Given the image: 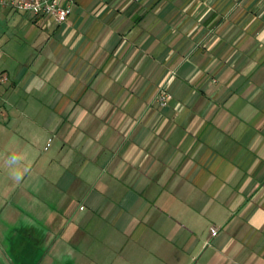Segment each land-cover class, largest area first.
Wrapping results in <instances>:
<instances>
[{
  "label": "crops",
  "instance_id": "1",
  "mask_svg": "<svg viewBox=\"0 0 264 264\" xmlns=\"http://www.w3.org/2000/svg\"><path fill=\"white\" fill-rule=\"evenodd\" d=\"M60 1L62 23L0 8L21 44L0 58L25 54L0 158L63 230L51 264H264V0ZM47 229L15 233L21 264Z\"/></svg>",
  "mask_w": 264,
  "mask_h": 264
},
{
  "label": "rangeland",
  "instance_id": "2",
  "mask_svg": "<svg viewBox=\"0 0 264 264\" xmlns=\"http://www.w3.org/2000/svg\"><path fill=\"white\" fill-rule=\"evenodd\" d=\"M6 27H3V29L0 31V56L3 52H10V49L14 46L21 45L20 42L12 39V27H9L6 30ZM6 30V32H5ZM26 50L29 48V46H25ZM14 49V48H13ZM15 51V50H14ZM25 58L24 53H17L14 55V58L10 57L8 59L0 58V72L2 70H10L11 68L15 69L17 66V60H22ZM23 61V60H22ZM20 68V67H19ZM17 68V69H19ZM11 69V70H13ZM18 160L17 158H0V167L2 168V171H0V264H21V255L18 252V254H12V240L14 239L13 236H15V233L17 231H21V229L27 225H31L35 227L38 230H41V228L45 225L49 227L46 231V239L43 241V243L40 245V248L44 251L42 257L44 258V261L42 259L39 260L38 263L35 264H51V261L58 260L60 256L57 259V249L58 247H53L54 240L58 238L63 230H58L55 227L58 226L59 223H55L54 221H47L46 223L42 221V210L46 209L47 211L51 212V208L48 206H43L42 204H36L37 201H33L32 204H25L21 200L18 199V195L21 193L20 189V181L17 178L14 180V182L9 183L7 179H9V174L6 172L5 165H8L7 162H15ZM15 177V176H14ZM19 182V183H18ZM55 212L52 213L54 215ZM69 220H67L65 223H61L60 226H63V228L66 226ZM55 226V227H54ZM68 233V229L66 230L65 234L63 235L65 238ZM64 239L60 240V244L64 243ZM64 245V244H62ZM66 246V245H65ZM52 248V249H51ZM84 248L78 249V251H72V256L76 254L77 256H80L81 258L91 257L92 254L89 253V255H85V252L83 251ZM74 252V253H73ZM70 253V252H69ZM108 256L105 255V257ZM112 256V255H111ZM110 256V257H111ZM94 257V260L91 262V264H98L96 262H100V264H107V262L102 263L99 259V257ZM103 258V257H102ZM90 263V262H89ZM60 264H67L64 262H61Z\"/></svg>",
  "mask_w": 264,
  "mask_h": 264
},
{
  "label": "built area",
  "instance_id": "3",
  "mask_svg": "<svg viewBox=\"0 0 264 264\" xmlns=\"http://www.w3.org/2000/svg\"><path fill=\"white\" fill-rule=\"evenodd\" d=\"M9 6L19 11H31L36 15H51L58 23L64 22L71 13L70 2L60 0H0V8ZM7 80V76L0 74V83ZM171 95L166 87L160 89L159 100L161 103H168ZM218 232L217 227H212V233Z\"/></svg>",
  "mask_w": 264,
  "mask_h": 264
}]
</instances>
